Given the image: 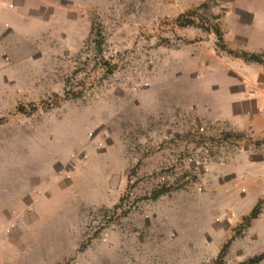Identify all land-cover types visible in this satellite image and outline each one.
Wrapping results in <instances>:
<instances>
[{
    "label": "rangeland",
    "instance_id": "rangeland-1",
    "mask_svg": "<svg viewBox=\"0 0 264 264\" xmlns=\"http://www.w3.org/2000/svg\"><path fill=\"white\" fill-rule=\"evenodd\" d=\"M228 50H264V0H0V264L264 252V140L223 121L256 73Z\"/></svg>",
    "mask_w": 264,
    "mask_h": 264
},
{
    "label": "crops",
    "instance_id": "crops-1",
    "mask_svg": "<svg viewBox=\"0 0 264 264\" xmlns=\"http://www.w3.org/2000/svg\"><path fill=\"white\" fill-rule=\"evenodd\" d=\"M252 68L256 73V85H252L249 81H246L244 79L245 75L242 74L234 78L238 82L244 79L245 81L241 83L247 84L250 87V91L246 92L243 86L229 87V94H231L228 101L230 112L228 118L223 119V121H226L236 130H250L254 138L264 140V69L256 64H252ZM260 111L263 113H260ZM238 123H242V125H238ZM250 157L245 152L240 154L239 159L243 161L242 164L249 167L254 161ZM262 162L261 158L257 159V164H261ZM241 170L242 168L237 171Z\"/></svg>",
    "mask_w": 264,
    "mask_h": 264
},
{
    "label": "trees",
    "instance_id": "trees-1",
    "mask_svg": "<svg viewBox=\"0 0 264 264\" xmlns=\"http://www.w3.org/2000/svg\"><path fill=\"white\" fill-rule=\"evenodd\" d=\"M175 21L179 27H187V26L193 25V22L191 20L182 19V16H178L175 19ZM212 30L217 35H220L219 31L216 27H213ZM218 39L220 40V36L218 37ZM227 52H228V54H232L234 57L239 58L244 63L256 64V65H259L260 67H262L264 69V50H262L260 52H251V53H247V52H243V51L233 52L231 50H228ZM160 193H162V192H160ZM156 195H159V194L156 193L155 195H153L152 198L157 197ZM257 214H258L257 207H253L247 215H245L241 218L242 226L247 227L248 224L250 223V221L256 218ZM263 258H264V252L247 259L244 263L245 264H256V263L260 262Z\"/></svg>",
    "mask_w": 264,
    "mask_h": 264
}]
</instances>
